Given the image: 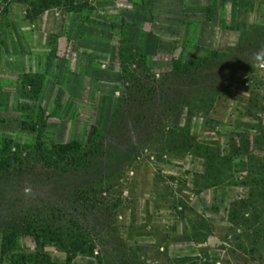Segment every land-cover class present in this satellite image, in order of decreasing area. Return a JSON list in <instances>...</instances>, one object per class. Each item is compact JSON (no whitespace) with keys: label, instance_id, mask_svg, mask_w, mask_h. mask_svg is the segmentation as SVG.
I'll return each instance as SVG.
<instances>
[{"label":"rangeland","instance_id":"1","mask_svg":"<svg viewBox=\"0 0 264 264\" xmlns=\"http://www.w3.org/2000/svg\"><path fill=\"white\" fill-rule=\"evenodd\" d=\"M75 2L0 0V264H264V0Z\"/></svg>","mask_w":264,"mask_h":264},{"label":"trees","instance_id":"2","mask_svg":"<svg viewBox=\"0 0 264 264\" xmlns=\"http://www.w3.org/2000/svg\"><path fill=\"white\" fill-rule=\"evenodd\" d=\"M17 2L23 3L25 5L26 14L29 17H35L41 12L58 6H64L68 10H78L80 5L75 2V0H16ZM87 2H84L83 5H86ZM76 142H71L68 144L59 145L57 147V153H67L70 150L77 147ZM4 246V244H3ZM70 258L68 257L67 260ZM17 260V259H16Z\"/></svg>","mask_w":264,"mask_h":264},{"label":"crops","instance_id":"3","mask_svg":"<svg viewBox=\"0 0 264 264\" xmlns=\"http://www.w3.org/2000/svg\"><path fill=\"white\" fill-rule=\"evenodd\" d=\"M103 66H105V65H107L108 66V61L107 60H105V61H103Z\"/></svg>","mask_w":264,"mask_h":264}]
</instances>
